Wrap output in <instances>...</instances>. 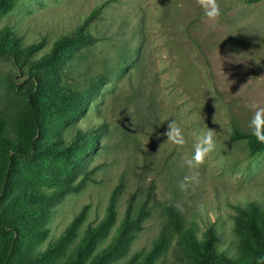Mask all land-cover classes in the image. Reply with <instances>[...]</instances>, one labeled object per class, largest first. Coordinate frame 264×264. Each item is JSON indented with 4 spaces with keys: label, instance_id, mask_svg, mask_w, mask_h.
I'll use <instances>...</instances> for the list:
<instances>
[{
    "label": "rangeland",
    "instance_id": "rangeland-1",
    "mask_svg": "<svg viewBox=\"0 0 264 264\" xmlns=\"http://www.w3.org/2000/svg\"><path fill=\"white\" fill-rule=\"evenodd\" d=\"M218 3L222 15L215 26L197 0H14L0 10V30L10 27L24 43L45 39L48 50L101 6L91 24L98 41L75 55L71 69L80 83L108 77L77 120L82 130L106 125L100 146L71 174L80 186L47 202L42 231L23 244L26 251H40L56 243L54 252L43 261L10 264H65L88 225L104 218L115 190L114 217L85 261L113 239L127 210L144 199L150 213L104 264L142 260L166 225V203L180 210L201 239L213 224L220 252L241 251L246 233L235 217L249 201L264 204V152L251 154L247 138L234 139L233 133L252 132L251 105L264 107V0ZM10 77L21 81L24 75L0 57V113L16 134L15 116L26 105ZM172 120L183 129V147L162 136ZM208 127L216 131L217 147L203 165L189 167L193 143ZM24 171L29 179L52 182L44 170ZM2 240L0 234V245ZM150 264H192V254L173 236Z\"/></svg>",
    "mask_w": 264,
    "mask_h": 264
},
{
    "label": "trees",
    "instance_id": "trees-1",
    "mask_svg": "<svg viewBox=\"0 0 264 264\" xmlns=\"http://www.w3.org/2000/svg\"><path fill=\"white\" fill-rule=\"evenodd\" d=\"M13 3L14 0H0V10L10 9ZM100 10L101 6L94 8L75 29L55 39L48 50H45V39L24 43L10 27L0 30V57L9 60L24 75L21 81L13 77L10 81L20 89L26 105L15 116L16 134L10 132L7 118L0 113V234L3 236L0 264L43 261L54 252L56 243L40 251H26L23 244L29 235L42 231V222L49 212L47 202L61 192L78 189L80 183H73L71 174L100 146V137L106 131L105 123L88 130L76 124L86 114L107 74H98L80 83L71 69L75 55L98 41L91 24ZM73 127L76 128L70 133ZM241 137L247 138L251 154L264 152V144L258 142L252 132L241 134L235 130L233 138ZM57 159L62 169L57 167ZM28 168L46 171L52 182L29 179L24 171ZM116 203L117 190L110 198L104 218L88 225L65 264H104L150 213L147 199L134 210L129 208L113 239L85 261L87 252L113 219ZM83 212L75 216L68 230L76 226ZM164 215L166 225L142 260L133 256L126 264H150L169 246L173 236L191 251L192 264L217 261L220 264H264V204L249 201L238 206L235 224L246 235L236 256L218 250L213 224L206 226L201 239L176 206L166 203Z\"/></svg>",
    "mask_w": 264,
    "mask_h": 264
},
{
    "label": "clouds",
    "instance_id": "clouds-1",
    "mask_svg": "<svg viewBox=\"0 0 264 264\" xmlns=\"http://www.w3.org/2000/svg\"><path fill=\"white\" fill-rule=\"evenodd\" d=\"M197 4L203 10L204 16L208 21L212 22L213 26H215L222 15L218 0H197ZM251 107L254 109V115L250 120L249 127L256 140L264 144V107H260L258 104H252ZM162 136L179 147H183L186 144V137L183 129L177 126L175 120L167 123V128L162 133ZM215 137L216 131L210 127L197 135L193 143V156L190 160L186 161L189 167H199L206 162V159L217 147ZM185 179L187 180L189 178L185 177ZM184 186L185 185L181 183V187L183 188Z\"/></svg>",
    "mask_w": 264,
    "mask_h": 264
}]
</instances>
